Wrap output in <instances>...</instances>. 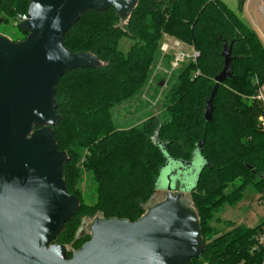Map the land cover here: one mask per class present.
I'll use <instances>...</instances> for the list:
<instances>
[{"label":"trees","instance_id":"trees-1","mask_svg":"<svg viewBox=\"0 0 264 264\" xmlns=\"http://www.w3.org/2000/svg\"><path fill=\"white\" fill-rule=\"evenodd\" d=\"M238 1L242 11L246 0ZM28 5L29 0H0V24L17 21ZM164 34L192 45L199 56L174 71L159 115L124 125L114 110L138 98ZM124 36L134 40L127 54L118 49ZM64 44L72 53L95 55L102 64L70 70L56 87L61 118L54 139L69 156L63 179L80 207L55 242L80 249L90 235L81 237L78 228L84 217L98 212L107 219H140L155 192L167 189L168 176L172 174L175 187L181 173V188L193 194L204 239L203 253L190 264H258L251 248L264 223L228 232L210 225L223 205L242 200L248 185L264 192V127L259 121L264 104L258 99L264 86V42L258 32L224 0H138L125 20L112 6L85 12L65 34ZM225 46L231 50L232 75L219 85L213 118L207 121L206 103L223 70ZM86 76L90 82H79ZM83 168L95 177V205L81 199Z\"/></svg>","mask_w":264,"mask_h":264},{"label":"water","instance_id":"water-1","mask_svg":"<svg viewBox=\"0 0 264 264\" xmlns=\"http://www.w3.org/2000/svg\"><path fill=\"white\" fill-rule=\"evenodd\" d=\"M137 4L29 0L27 19L19 24L27 37L13 42L0 35V264H190L203 253L198 215L181 200L182 194L173 193L171 184L167 198L140 219L97 218L90 239L75 251L55 242L80 207L63 179L69 156L54 139L61 118L56 87L70 70L102 64L89 52H70L64 36L89 10L112 6L125 20ZM223 56V70L206 103L207 121H212L219 85L232 75L227 46ZM203 143H197L199 152Z\"/></svg>","mask_w":264,"mask_h":264},{"label":"rangeland","instance_id":"rangeland-1","mask_svg":"<svg viewBox=\"0 0 264 264\" xmlns=\"http://www.w3.org/2000/svg\"><path fill=\"white\" fill-rule=\"evenodd\" d=\"M226 4L233 9L238 11V0H224ZM259 13V11H258ZM124 20V19H123ZM124 25V21L120 22ZM0 34L4 35L11 41H21L24 40L25 34L22 32L17 21L11 19L4 21L0 24ZM176 39L173 36L164 34L160 42V53L157 60L151 65V75L148 77L145 85L142 87L141 92L137 99L130 102H125L118 106L114 112L116 119L123 122L131 121L140 123L141 120H146L149 115H159L162 112V100L164 97V92L169 85V80L172 77L174 71H172V61L174 60V50L164 53L161 50V46L164 43L172 44ZM134 44V40L129 36H124L118 45V49L121 53L127 54ZM183 51L192 52L195 48L187 43L182 44L181 47ZM91 78L86 76L79 80L81 83L90 82ZM163 82L164 85L160 86ZM258 99H260L264 104V86L261 89ZM261 126L264 127V116L259 118ZM87 151L83 152L85 155ZM83 158V157H82ZM83 159L79 162L82 165ZM203 163V160H198L197 168H199ZM198 171V170H197ZM78 187L81 191L82 202L87 205H95L98 200L97 188L94 175L85 170H81L79 176ZM167 198V192L165 190H157L155 194L151 197L150 201L146 205V212L152 206L164 201ZM187 206L196 211V204L193 198V194L186 192L181 199ZM264 192L259 193L256 188L250 184L245 189L242 200L236 205L225 204L218 212L215 213L213 219L210 221V225L215 227L218 231L228 232L235 227L242 225L249 228L256 227L264 223ZM145 212V213H146ZM97 218H103V214L98 212L93 217H84L83 221L86 222V226L81 224L78 228V233L83 229L86 235H91L90 226ZM82 221V223H83ZM233 223V226H229ZM221 232V233H222ZM71 246L75 249L72 245Z\"/></svg>","mask_w":264,"mask_h":264},{"label":"built area","instance_id":"built-area-1","mask_svg":"<svg viewBox=\"0 0 264 264\" xmlns=\"http://www.w3.org/2000/svg\"><path fill=\"white\" fill-rule=\"evenodd\" d=\"M26 19L27 13L19 14L17 16V23L20 24ZM182 44H184V42H182L181 40L174 39V42L172 44L163 43L161 46V50L164 53L169 52L171 50L175 51L174 60L172 61V71L177 70L184 63L190 60L196 61L197 57L199 56V52L195 49L192 50V52H186L181 50ZM251 253L259 256L260 262L258 264H264V225L256 235L255 242L251 248Z\"/></svg>","mask_w":264,"mask_h":264},{"label":"crops","instance_id":"crops-1","mask_svg":"<svg viewBox=\"0 0 264 264\" xmlns=\"http://www.w3.org/2000/svg\"><path fill=\"white\" fill-rule=\"evenodd\" d=\"M237 12L250 27L258 32L264 42V0H246L243 10Z\"/></svg>","mask_w":264,"mask_h":264},{"label":"flooded vegetation","instance_id":"flooded-vegetation-1","mask_svg":"<svg viewBox=\"0 0 264 264\" xmlns=\"http://www.w3.org/2000/svg\"><path fill=\"white\" fill-rule=\"evenodd\" d=\"M26 36H25V38L27 37V34H25ZM24 38V39H25ZM20 42V41H19ZM173 173L174 174H178V171H173ZM179 181L180 182H178V186H175V187H173L172 188V191H173V193L174 194H182V196L186 193L185 191H182V190H180L181 189V187H183L184 186V184H183V182H182V180H184L183 179V175L181 174V173H179ZM168 179H169V184H172V174H170L169 176H168ZM161 190H165L166 192H167V189H161ZM189 193V192H188ZM83 223H86V222H84L83 221ZM82 223V224H83ZM85 232L83 231V229H81V231L79 232V235L81 236V237H84L85 236ZM67 247H69V248H71L73 251H75L74 249H73V247H71V246H67ZM71 254H72V252H70Z\"/></svg>","mask_w":264,"mask_h":264}]
</instances>
